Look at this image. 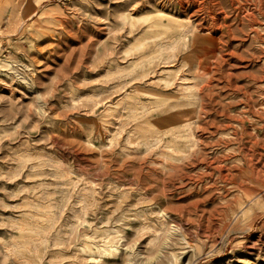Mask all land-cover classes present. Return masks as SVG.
<instances>
[{
	"label": "rangeland",
	"instance_id": "rangeland-1",
	"mask_svg": "<svg viewBox=\"0 0 264 264\" xmlns=\"http://www.w3.org/2000/svg\"><path fill=\"white\" fill-rule=\"evenodd\" d=\"M263 165L264 0H0V264H264Z\"/></svg>",
	"mask_w": 264,
	"mask_h": 264
},
{
	"label": "bare ground",
	"instance_id": "bare-ground-1",
	"mask_svg": "<svg viewBox=\"0 0 264 264\" xmlns=\"http://www.w3.org/2000/svg\"><path fill=\"white\" fill-rule=\"evenodd\" d=\"M122 17V16H121ZM123 22L125 23V22H127L126 21V18H123ZM129 25H131V22L129 21V23H128ZM177 26H180V25H177ZM187 28V27H186ZM186 28L185 29H183L182 31V33H186ZM182 33L180 34V35H182ZM176 40L174 39V40H171V41H166V39L165 38H161L159 41H158V46L160 47V53H159V55H157V57L158 56H160L161 54H162V52H166V54H165V57H167V58H165L166 60H168V59H170V58H172L173 56H174V50H175V45H176ZM166 84L168 85V84H170L168 81L166 82ZM183 89H187V86H184L183 87ZM144 108H146V107H143V106H141V109L142 110H145ZM180 116H179V118L181 119V120H179V122L177 123V124H183V127H185L186 128V130H185V133L184 134H181L179 137H183L184 139H186L187 141H190V140H192V138H193V135H192V133L189 131L190 130V125H187L188 124V122L190 121V120H188L189 119V114H184V113H180L179 114ZM188 120V121H187ZM189 128V129H188ZM154 138H151L149 141H148V143H145V145L146 146H148L152 141H154L153 140ZM192 144H188L187 145V147L189 148L190 146H191ZM202 155H203V153L201 152V151H199V154H198V156H196V157H194L195 159H194V161H195V163H197V162H201V160H202ZM264 166V165H263ZM255 168V167H254ZM253 169V167L251 168V170ZM250 170V171H251ZM256 171V170H255ZM255 171H253V172H255ZM257 171H260L259 169H257ZM252 172V173H253ZM262 172V171H261ZM260 172V173H261ZM252 173H251V176H252ZM256 173V172H255ZM259 172H257L256 174H254L253 176L255 177V178H257V176H258V179H259V176L260 177H264V175L262 174V176L261 175H258V174H260ZM238 176V175H237ZM240 176V175H239ZM250 176V174H248L247 173V177L246 178H248V179H251V178H253V177H251ZM241 177V176H240ZM240 177H238V179H240ZM242 178V177H241ZM246 178H244V180L247 182V180H246ZM182 180V179H181ZM242 182H243V180H242ZM242 182L241 181H236L234 178H233V176H232V190L236 193V194H240L241 196L239 197L238 195H233V206H234V217L237 215V213L238 212H240L241 213V216L242 217H244L245 216V218L247 219V221H249V223L250 224H252L253 223V221L251 220V219H249L250 217H249V213H247V210L246 211H243V209L246 207V203L249 201V200H251L253 197H255V195H256V192L259 190H261V188H263L264 187V183L263 182H261L260 184H258L257 186H255V187H251L252 189H250V188H247L246 186L244 187L243 186V184H242ZM245 182V183H246ZM181 183V182H180ZM182 187V186H181ZM174 188H176V187H174ZM178 188H180V187H178ZM232 200H230V201H224V204L222 205V207L220 208L219 207V209H228L230 206V202H231ZM260 213L262 214V213H264V206H262V208L260 209ZM220 214V210H216L215 212H214V215H219ZM213 215V216H214ZM5 256L6 255H8V252L6 251V253L4 254ZM15 260V259H14ZM16 261V260H15Z\"/></svg>",
	"mask_w": 264,
	"mask_h": 264
}]
</instances>
